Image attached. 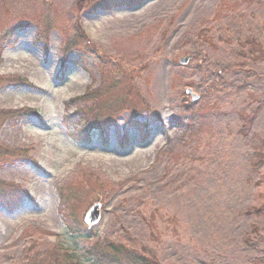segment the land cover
Listing matches in <instances>:
<instances>
[{
    "label": "rangeland",
    "instance_id": "374dc122",
    "mask_svg": "<svg viewBox=\"0 0 264 264\" xmlns=\"http://www.w3.org/2000/svg\"><path fill=\"white\" fill-rule=\"evenodd\" d=\"M43 1L47 35L28 28L0 47V78L31 85L0 82V111L38 116L0 125V145L30 159L0 161V182L27 193L0 203V264H25L30 247L92 264L64 214L88 229L93 204L92 241L161 264H264V167L253 165L264 151V0H144L81 13L88 41L63 59L80 0ZM114 80L137 90L147 114L123 110L106 133L72 139L65 115L99 88L111 103Z\"/></svg>",
    "mask_w": 264,
    "mask_h": 264
},
{
    "label": "trees",
    "instance_id": "16d2710c",
    "mask_svg": "<svg viewBox=\"0 0 264 264\" xmlns=\"http://www.w3.org/2000/svg\"><path fill=\"white\" fill-rule=\"evenodd\" d=\"M142 1L144 0H80L75 3L76 13L78 14L77 21L74 23L72 30V41L61 48L60 54L62 59L70 50L75 49L80 51V46H83V44L85 45L82 40L86 39V37L79 26V15L81 13H94L99 10L111 12L117 7L126 6L131 8L137 6L141 4ZM21 2L29 4L38 15H28L21 12L16 8L18 3L15 4L14 0H0V47L2 44L11 40L15 32L34 28L38 33L40 30H43V34L46 36L49 31L50 27L46 24L47 21L44 17H49V15H51L46 12L51 10L52 6H48L43 0H21ZM88 44L90 43L88 42ZM249 45L253 49L254 54L260 52L255 42L249 41ZM85 53L91 52L87 51ZM3 80L4 79L0 78V82L5 85L31 86L24 80ZM109 83L111 103L102 98L101 92L103 88H99L94 91H89L87 95L81 99L84 102H86V99H92L94 101L92 104L87 101L86 107L76 108L72 114L67 113L65 115L64 125L71 130L70 136L72 139L78 140L82 135L83 138L87 140L86 142H89L92 136L91 133L95 132L99 136L106 133L107 129L116 123L120 111L127 110L133 112L129 113L133 115L147 114L148 106L144 100L142 101L138 97L137 90L133 86L125 82L123 85L121 84V86L116 87L118 81L115 80L113 83L111 81H109ZM114 95L116 96L114 97ZM90 96L94 97L91 98ZM74 99H70L69 103L74 104ZM68 110L69 106L66 107V111ZM136 110H140L139 112L141 113L136 112ZM184 113L188 114L190 118H194L199 114V110H192L189 106H186ZM30 116L38 118L36 112L31 109L7 112L0 111V125L7 120H12L14 122L27 119ZM39 122L41 123V121ZM120 142L122 143L123 141ZM8 159H25L30 161L24 154V151L8 150V148L0 145V161L7 162L6 160ZM253 165L255 168L259 166L264 167V151L256 155ZM262 175L264 177V174ZM107 187L102 186L100 189L107 190ZM93 192H96V196H98L97 198L100 200L99 187L95 188ZM22 195L27 197V193L21 188L13 184L0 182L1 204H7L15 198H20ZM13 203L15 202L12 201V204ZM66 209L68 210L69 208ZM259 210L260 208H257L254 212H260ZM64 216L69 233L83 244V256L85 259L91 261L92 264H161L155 258L147 256L144 252L130 249L120 244H114L110 241H92V236L89 235L90 231L82 229L80 226L81 223L76 220L75 224H73L69 212H65ZM24 259L25 264H79L77 261H73L67 253L59 248L49 251V257L47 256L44 258L37 250H33V248L31 249L30 247L27 250V254L24 255Z\"/></svg>",
    "mask_w": 264,
    "mask_h": 264
},
{
    "label": "water",
    "instance_id": "95a60500",
    "mask_svg": "<svg viewBox=\"0 0 264 264\" xmlns=\"http://www.w3.org/2000/svg\"><path fill=\"white\" fill-rule=\"evenodd\" d=\"M189 58L188 57H183L179 60L180 64H186L188 62ZM187 94H189V91H186ZM100 205L99 204H94L90 210L87 212V214L84 217V221L86 223H89L90 225H93L98 222L99 217H100Z\"/></svg>",
    "mask_w": 264,
    "mask_h": 264
}]
</instances>
